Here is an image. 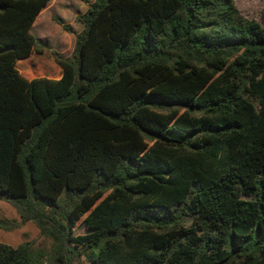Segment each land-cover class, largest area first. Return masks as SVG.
Instances as JSON below:
<instances>
[{"label":"trees","instance_id":"obj_1","mask_svg":"<svg viewBox=\"0 0 264 264\" xmlns=\"http://www.w3.org/2000/svg\"><path fill=\"white\" fill-rule=\"evenodd\" d=\"M48 1L0 0V230L46 243L0 264H264V25L233 0H80L63 57L30 34Z\"/></svg>","mask_w":264,"mask_h":264},{"label":"rangeland","instance_id":"obj_2","mask_svg":"<svg viewBox=\"0 0 264 264\" xmlns=\"http://www.w3.org/2000/svg\"><path fill=\"white\" fill-rule=\"evenodd\" d=\"M91 1L87 0V2ZM245 1L236 0V3L244 4ZM85 9L86 3L80 0H49L35 17L30 27V34L48 49L63 57H69L74 44V35L82 28L81 23L77 20V15L83 13ZM247 14L264 25V0H260V3L252 8H247ZM54 18H57L60 24L56 23ZM61 24L66 25L67 30L63 29ZM0 217L17 218V213L9 203L0 200ZM72 229L73 234L85 231L81 219L75 223ZM23 241H31L34 245L46 244L39 236L37 228L30 221L13 230H0L1 243L15 246ZM77 264L85 263L80 258Z\"/></svg>","mask_w":264,"mask_h":264},{"label":"crops","instance_id":"obj_3","mask_svg":"<svg viewBox=\"0 0 264 264\" xmlns=\"http://www.w3.org/2000/svg\"><path fill=\"white\" fill-rule=\"evenodd\" d=\"M237 9L246 17L250 18L247 14V8H252L254 5H258L260 0H246L244 4H237L236 0H233Z\"/></svg>","mask_w":264,"mask_h":264}]
</instances>
